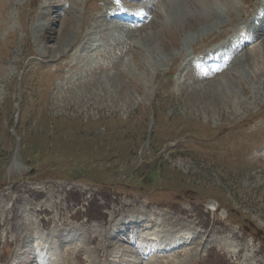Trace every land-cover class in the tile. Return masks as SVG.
<instances>
[{
    "label": "rangeland",
    "instance_id": "374dc122",
    "mask_svg": "<svg viewBox=\"0 0 264 264\" xmlns=\"http://www.w3.org/2000/svg\"><path fill=\"white\" fill-rule=\"evenodd\" d=\"M124 4L0 0V264H264V0Z\"/></svg>",
    "mask_w": 264,
    "mask_h": 264
},
{
    "label": "bare ground",
    "instance_id": "6f19581e",
    "mask_svg": "<svg viewBox=\"0 0 264 264\" xmlns=\"http://www.w3.org/2000/svg\"><path fill=\"white\" fill-rule=\"evenodd\" d=\"M123 2H127V3H131V4H135V3H137L139 0H122ZM141 1V0H140ZM158 2V1H157ZM134 6V5H133ZM149 7V6H148ZM171 8H173V7H171ZM113 9V8H112ZM139 10V9H138ZM171 10V9H170ZM181 11H182V9H181V6H179V7H174L173 8V10L171 11L172 12V14H174L175 16H177V15H181V16H183L185 13H183V15H182V13H181ZM151 12V9L150 8H147V7H143V8H141L140 9V11H138V12H135V13H129V15H127V16H124V20H123V16H122V14L123 13H121L120 12V9H117V11L116 10H111V9H107V11L105 12V15H106V18L108 19V20H112V22H113V20H123L124 22H127V23H129L128 25H134L135 27L136 26H139V28H140V26L141 25H139V24H142L143 23V21H146V17L148 16V14ZM185 12V11H184ZM105 15H101V18L102 17H104L105 18ZM187 15V14H186ZM180 16V17H181ZM197 16V15H196ZM155 17V16H154ZM180 17H177V20L179 21V19H181ZM105 18V19H106ZM104 19V20H105ZM182 21V20H181ZM259 21V23H263L264 21H263V16L262 17H260V18H258V20H257V22ZM177 23V22H176ZM130 29V28H129ZM252 30V29H251ZM258 30V29H257ZM262 31H260V30H258V32L256 33L257 35H255V38H258L259 39V36H261V33ZM255 33V32H254ZM254 38V37H253ZM238 39V38H237ZM252 39V38H251ZM237 41V40H236ZM247 41V40H246ZM246 41H244V42H246ZM250 41V40H249ZM252 42V41H251ZM55 47V46H54ZM241 47V46H240ZM244 47H245V45H244ZM241 48V50H243V51H245V48ZM235 50H236V48H235ZM241 50H239V51H241ZM219 50H214V53L211 51H209V53H208V55H207V60L208 61H211L212 60V58L216 55V53L218 52ZM233 51V50H232ZM219 53V52H218ZM238 53V52H237ZM234 55H236L235 54V52H234ZM90 70H91V68H90ZM135 214H137V213H135ZM152 215H155L154 214V212H152ZM152 215H150V216H152ZM130 216V215H129ZM137 216V215H136ZM131 217V216H130ZM152 218V217H151ZM145 219V218H144ZM144 219H142V220H137V219H135V222L134 223H132V224H128L127 222H128V216H126V215H123L122 217H121V220L118 222V223H123V224H119V225H122L123 227L125 226V232H126V235H125V238H128V234L131 232V229L133 228V230H134V228H137L139 225L138 224H143V222L145 221ZM148 219V218H147ZM160 219V218H159ZM133 220V219H132ZM162 220V219H161ZM165 221V220H164ZM147 222H149L148 220H146L145 221V225L147 224ZM116 223V222H115ZM136 223H137V225L138 226H136L135 227V225H136ZM152 224V225H151ZM178 226V224H175V223H169L168 222V220H167V222L166 223H163V222H161V221H158V222H156L155 220L153 221L152 220V222H149V224L147 225V226H145V228H143L142 230H140V228H137L138 230L137 231H140V232H138L139 234H137L138 235V237H140V239H141V241L142 240H145V241H147L149 244L150 243H152L151 244V246L153 245V243L154 242H158V245H161V244H165V248H166V250L165 251H167V252H172L173 251V253H174V251L175 250H178V249H180L181 247L182 248H187V247H191V246H193V245H195L196 244V242H194V240H187V241H189V242H187V241H185V239H183V238H181L180 236H179V231H180V228L179 227H177ZM180 226V225H179ZM144 227V226H143ZM162 228V230H163V233H162V237L160 236V235H158L157 237H156V239L154 240L153 238H151V239H149V237L148 236H152V234L154 233V231H155V229L156 228ZM117 229V228H116ZM145 230V231H144ZM160 230V229H159ZM130 231V232H129ZM136 231V232H137ZM141 231H142V233H141ZM65 233V232H64ZM181 234V233H180ZM130 235V234H129ZM142 235V236H141ZM147 236V237H146ZM165 238V240L163 239V241H162V238ZM155 238V237H154ZM188 239V238H187ZM139 241V240H138ZM146 242V243H147ZM134 243V242H133ZM149 244L148 245H145L146 247L144 248V249H146V251H148L147 252V255L149 256V254L151 255L152 254V251L149 249ZM157 245V244H156ZM135 246V245H134ZM164 248V249H165ZM156 252V251H155ZM161 252H163V249H162V251ZM139 253V252H138ZM138 253H137V255H138ZM238 254V256L236 257L237 259H238V257H240L239 256V251L237 252ZM109 255V254H108ZM139 255H140V253H139ZM138 255V256H139ZM191 255V253H187L186 254V256H185V260H184V264L186 263V262H188V259L191 257L190 256ZM142 256H144V254H141L140 255V257H142ZM151 263V262H150ZM254 264H261V263H254Z\"/></svg>",
    "mask_w": 264,
    "mask_h": 264
}]
</instances>
